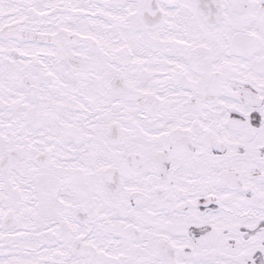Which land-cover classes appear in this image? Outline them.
I'll list each match as a JSON object with an SVG mask.
<instances>
[{"label": "snow or ice", "instance_id": "snow-or-ice-1", "mask_svg": "<svg viewBox=\"0 0 264 264\" xmlns=\"http://www.w3.org/2000/svg\"><path fill=\"white\" fill-rule=\"evenodd\" d=\"M0 264H264V0H0Z\"/></svg>", "mask_w": 264, "mask_h": 264}]
</instances>
